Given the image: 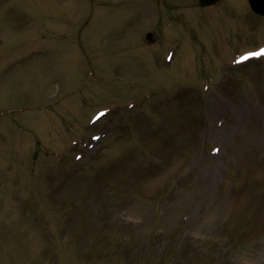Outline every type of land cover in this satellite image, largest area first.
I'll list each match as a JSON object with an SVG mask.
<instances>
[{"label": "rangeland", "instance_id": "374dc122", "mask_svg": "<svg viewBox=\"0 0 264 264\" xmlns=\"http://www.w3.org/2000/svg\"><path fill=\"white\" fill-rule=\"evenodd\" d=\"M135 1L0 0V264H264V30Z\"/></svg>", "mask_w": 264, "mask_h": 264}, {"label": "snow or ice", "instance_id": "6c2138e0", "mask_svg": "<svg viewBox=\"0 0 264 264\" xmlns=\"http://www.w3.org/2000/svg\"><path fill=\"white\" fill-rule=\"evenodd\" d=\"M262 51H264V50H262ZM261 53H256V52H254V53H250L249 55H251V56H258V55H260ZM246 59H248V56H241L240 57V60L241 61H243V60H246Z\"/></svg>", "mask_w": 264, "mask_h": 264}]
</instances>
